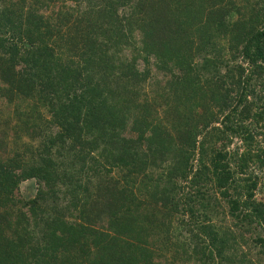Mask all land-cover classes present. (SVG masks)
<instances>
[{
  "label": "trees",
  "instance_id": "obj_1",
  "mask_svg": "<svg viewBox=\"0 0 264 264\" xmlns=\"http://www.w3.org/2000/svg\"><path fill=\"white\" fill-rule=\"evenodd\" d=\"M23 2L0 0V98L30 100L15 112L30 129H45L39 163L10 153L0 133V264H175L179 256L255 264L239 242L250 237L264 249V200L252 199L253 168L264 175V102L247 100L264 84V18H243L235 0H71L64 13L60 0H33L25 10ZM145 85L156 88L154 105L136 95ZM169 110L172 134L160 114ZM216 111L221 128L197 148L196 127L205 121L206 137ZM233 137L239 146L230 149ZM178 140L187 156L197 148L198 159L209 158L187 184L199 185L196 208L194 196H176L170 176L145 174L156 167L146 152H168ZM51 147L61 165L47 157ZM187 171L179 165L180 175ZM141 172V191L150 186L136 195L132 175ZM30 178L37 188L23 199L18 185ZM149 202L162 207L158 229L152 210L138 214ZM167 204L173 217L185 214L177 226L188 240L171 261L163 254L174 244ZM225 215L232 228L212 222Z\"/></svg>",
  "mask_w": 264,
  "mask_h": 264
},
{
  "label": "rangeland",
  "instance_id": "obj_2",
  "mask_svg": "<svg viewBox=\"0 0 264 264\" xmlns=\"http://www.w3.org/2000/svg\"><path fill=\"white\" fill-rule=\"evenodd\" d=\"M61 2H58L59 4V10L60 13H62L63 11L65 12L67 10H69V7L71 6V4H73L71 2V0H60ZM236 6H240V10L242 11L243 14V18H248L250 16H252L253 14H255L256 12H258L257 14V18L259 19H263L264 18V0H235ZM82 4H85L82 1ZM33 5V0H24V2L22 3V9H27L28 7H31ZM67 7V8H66ZM58 9V8H57ZM63 12V13H64ZM74 14V11H73ZM72 14V15H73ZM44 15L48 16V11L44 12ZM236 16V15H235ZM263 20L257 24L258 26H262ZM7 36V34H5V37ZM9 36H8V40H9ZM17 41H22V40H16ZM19 45V42H18ZM62 48L63 45L61 46ZM19 52L22 53L23 51L21 49H19ZM245 66V65H244ZM113 72H117V71H113ZM109 76V75H108ZM113 81L112 77L109 76L106 79V82H108L109 84ZM254 83V81H252ZM200 84L204 85L203 81H200ZM255 90L252 94H248V101L250 100H254L257 97H259V99L256 100L257 104L259 103H263L264 102V84L263 86L261 85V87L259 85H256V87H254ZM153 87L149 86V85H145L144 87L140 86L139 89H136V95L142 96L145 95V98L148 102H150L151 104H155V102L157 101V93H156V88L154 89V92H152ZM32 103L30 102V100L28 99H24V98H16L15 103H7L5 102V100L3 98H0V133L3 132V134H6V140H7V150L12 153V152H18L20 155V159L22 162L24 163H32L33 161L36 163H39V154H38V150L41 147V142H42V136L40 135V131L42 129H45V127L43 126L42 123H38V125L32 129H30V125H28V123H26L24 125L25 122V117L24 114H17L15 112V108H18L19 111H26L30 105ZM165 110V109H164ZM172 110V109H170ZM169 110V112L167 111L165 115L164 112H160V114H162L163 116V121H164V127L169 130V132L172 134L173 131V127L170 126L169 124V118L171 117L173 119V115L172 112ZM250 110L253 111L254 108L252 106H250ZM239 111V110H238ZM200 112V111H199ZM224 113H227V110L223 111ZM222 111H220L219 113L214 112L215 116L213 119H211V121H209L208 125L206 126V137H202L201 135H203V125L206 124L205 121H203L202 124H198V126L196 127L197 133L194 136V142L193 144L196 145V147L198 148L199 144L201 143V141L206 142V145L209 143L210 140H208L210 138V131L212 130L213 127H216L217 129L221 128V120H222V115L224 114ZM43 114L47 115L48 113L43 112ZM166 116V117H165ZM198 117L197 113L194 114L193 117ZM239 116V114H238ZM194 119V118H193ZM205 119H208L207 117ZM245 122L249 121V118H245ZM34 122V121H33ZM186 130H190L191 131V127L190 126H184L183 127ZM209 131V133L207 132ZM199 132V133H198ZM191 133H193L191 131ZM194 135V134H193ZM193 138V137H191ZM177 142V145L175 147V142L174 144L170 147L169 146V151H163L162 149V153H157V152H146V158L149 159V161H155L156 160V167L154 170H150V169H146L145 174H149V175H157V176H162V178L164 180L162 181H166L167 179V175L170 176V182L173 183L175 182V192L177 193L176 196L181 197V199H183L184 197H189L194 196V203L195 204V208L198 207L196 205V199H197V195H195V193L193 192L192 189L195 190V188L198 189V186L196 182H194L193 185H191L192 189L190 190V188L187 186V184L189 182H191V180L195 177H197V173L201 172L202 167H206V168H210L209 165V158H203V159H198L200 154H198L197 148H195V150L189 155L187 156V152L190 151L189 146L187 145V142ZM40 143V144H39ZM220 145V141L219 140H212L211 143L209 144V146H215L214 148H216V146ZM235 146H239V139H237L236 137L232 138V144H229V148L233 149V147ZM175 147V148H174ZM177 149V150H176ZM206 149L208 150V147H206ZM55 151V150H54ZM175 151V152H174ZM162 155V156H161ZM53 157L56 162L58 163L60 161V157H58L54 152H53V148H50L49 154H47V157ZM161 156V158L159 159V157ZM187 156V157H186ZM185 160L188 164V166L185 167L178 163V161ZM59 164V163H58ZM61 165V164H59ZM179 165L184 168L187 171L186 175H180L181 173L179 172ZM59 167L55 168L56 170ZM65 170L67 171V168H65ZM170 172H172L171 174H168ZM62 171V170H61ZM64 171V170H63ZM143 172L141 173H137V174H133L132 176L134 177L133 179H135L134 181V185H136V188L132 189V191L137 195V192H143V194L145 195L144 191H147V188L150 186V184H146L145 188H143L144 191H141V188L139 187L138 184H141V182H139V180L142 177ZM253 174H257L259 177L257 179V184L256 187L254 188V190H252V199L254 200V202H263L264 200V175H260V172L257 171L256 167L253 168ZM165 175V177H164ZM210 176V175H209ZM237 177V176H236ZM161 178V179H162ZM145 179V178H143ZM144 182V181H143ZM210 185L206 186V182H205V188H209ZM59 187H61L59 185ZM160 187H162V185H160ZM37 188V184L34 181L33 178L30 179H25L22 180L20 182V184L18 185V196L26 199V198H31L34 193L35 190ZM203 189V188H201ZM207 194L209 195H213V196H218L217 195V191L214 189H208L207 190ZM206 198V197H205ZM220 200V199H219ZM58 204H63V201L61 199L57 200ZM221 208L226 209L225 207V203L223 201H221ZM263 204V203H262ZM143 208H140V210L138 211L139 215H147L148 211H153L154 215H155V220L152 221L150 227H152L153 229H158L159 223H161V221L163 220V218H161L162 215V207H158V206H154L152 203H145L144 205H142ZM166 209L168 211L169 214L172 213L170 212V208L169 205L167 204ZM135 211V210H134ZM170 216V228H169V232L171 235V242L174 244L172 245H168L167 249L168 251H164L163 254H165V257H168V260L171 261L172 259V255L174 254V250L177 249L175 248L177 245L178 247H186V243L188 242L187 238H183L185 233H182V229L180 227L177 226L178 220L179 219H185V214L181 216V214L176 213L175 216L171 217ZM139 221L142 220L139 216ZM217 219V218H216ZM221 220H216V221H212V222H221V225L223 223H225L227 227H233V221L229 220L228 216L224 218V221L222 218H219ZM259 232V231H258ZM259 234L261 236L264 237V232H259ZM247 243H242L239 242L241 249L244 253H246V258H248L251 262L255 263V264H264V249H261L258 246H256V244H253V242L251 241V238L248 237L246 239ZM175 248V249H174ZM178 252V251H176ZM181 256L177 257L175 264H191L192 261L190 260L189 262L183 261L182 259H180ZM184 259V257H182Z\"/></svg>",
  "mask_w": 264,
  "mask_h": 264
}]
</instances>
